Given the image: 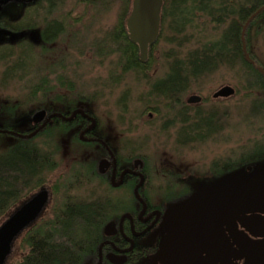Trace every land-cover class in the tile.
I'll return each mask as SVG.
<instances>
[{
	"label": "trees",
	"instance_id": "trees-1",
	"mask_svg": "<svg viewBox=\"0 0 264 264\" xmlns=\"http://www.w3.org/2000/svg\"><path fill=\"white\" fill-rule=\"evenodd\" d=\"M35 1L33 6L25 8L22 16V19L32 16V20L37 24L35 27L28 25L29 20L15 23L9 29L2 28L0 24L3 33V36L0 35V66L2 65L0 87L7 86L14 80H25L26 77L27 81L30 79L33 81L26 84L27 93L23 94L22 99L0 98V115L3 113L2 117H6L2 123L0 121V135L4 136L0 137V219H5L14 208L40 187H47L46 178L58 164L54 160L57 148H54L52 140L59 133L69 132L73 126L85 127L88 123L80 113H77L76 119L69 122L55 117L52 124H47L32 137L5 132L10 130L27 134L31 131L20 129L13 123L19 112H37L45 109L42 106L36 108L32 101L47 98L49 95L59 104V107L50 109L49 113L71 115L79 107L84 111L91 109L87 100L92 102V99L88 95H82L81 89H76L66 79L63 71L66 56L64 52L58 50L60 43L57 44V41L63 42L67 33L62 16L69 12L55 15L62 0ZM84 1L96 2L97 5L110 2V0ZM120 2L123 8L116 28L105 33L94 43L95 54L103 57L117 53L119 57L117 65L121 67L120 73L115 75L114 70L111 71L112 84L120 83L122 75L129 71L148 79L145 69L151 62L150 58L145 62L139 60L137 45L131 43L125 33V19L130 12L131 0ZM263 5L264 0L163 1L159 37L150 51L162 40L171 44L172 48L164 53L167 64L165 76L150 84L147 95L164 99L168 108H171L172 104H181L182 116L176 117L181 126L180 143L200 142L219 131V126L214 123L216 119L213 114L205 115V112L197 109L193 111V116H190L192 113L190 106L181 102L182 95L193 82L215 72L221 66L238 65L243 72L246 88L259 89L260 86H264V78L249 64L251 61L244 53L241 38L243 24ZM82 14L78 13L76 16L80 19ZM71 16L68 14L69 19ZM200 17L211 22L215 29L222 30L219 37L208 40L203 35L204 29H198L201 27L197 22ZM165 30L170 31L171 35H165ZM73 36L71 40H78L75 38L77 35ZM257 37L264 42V8L247 23L243 34L249 57L254 62L264 65V61L255 55L251 47ZM60 48L65 49V45ZM83 48L80 47L81 50ZM55 52L60 54L57 58L59 60L50 64L41 63L40 58L48 54L54 57ZM126 99L127 91L120 95L118 105L125 107ZM4 100H8L6 106ZM150 110L156 114L159 112L155 107H151ZM38 136L42 138V143L34 141ZM75 140L84 144L78 136ZM130 156L133 158L141 155L130 149ZM79 176L78 173L75 174L72 181L77 182ZM62 186L64 191L72 188L70 182L65 186L60 180L53 186L50 185L49 190L52 194L50 203H53L51 209H44L37 220L28 226L22 235L20 234L23 236L24 245L22 256L14 262L6 261L4 264H81L83 258L90 254L96 240L101 238L103 226L108 222V202L101 198L80 199L67 193L57 202L56 194ZM46 211H49L47 217Z\"/></svg>",
	"mask_w": 264,
	"mask_h": 264
},
{
	"label": "rangeland",
	"instance_id": "rangeland-1",
	"mask_svg": "<svg viewBox=\"0 0 264 264\" xmlns=\"http://www.w3.org/2000/svg\"><path fill=\"white\" fill-rule=\"evenodd\" d=\"M59 6L60 9L55 15L69 12L62 14L67 30L64 35L65 40L57 41V44L60 43L58 50L64 52L66 56L63 71L66 79L76 89H81L82 95H88L92 99V102L87 100L91 108L87 111L97 121L95 129L97 135L107 138L117 153L122 150L121 148L126 149L124 150L126 153H130V149L140 153L148 164L152 184L158 183L156 177L161 172L177 175L171 178L173 190L178 195L186 193L176 201L207 207L212 214L225 221L232 231L234 242L244 249L246 253L244 264H264V239H250L232 220L234 215L242 211L264 212V159L250 163L249 171L237 163L243 154L249 155L255 152L259 155L264 152V111L261 109L264 107V93L259 92L258 88L245 87L243 72L238 65L221 66L215 72L193 82L181 97L183 103L190 104L192 110L190 116H193V111L197 109L205 114L211 112L221 127H218V132L200 142L180 143L181 126L176 117L182 116L181 104H172L171 108H168L164 99L147 95L150 84L166 74L167 64L164 53L172 48L171 44L162 40L150 51L148 59L150 58L151 62L145 69L148 79H143L139 74L129 71L122 75L120 83L112 84L111 71L114 70L115 75L120 73L121 67L117 65L119 57L117 53L103 57L95 54L94 43L105 33L112 32L116 28L123 8L120 0H110L109 3L100 5L96 2L85 3L84 0H62ZM2 7L1 5L0 13ZM7 8L8 6L5 7ZM78 13H83L82 16L80 15L82 18L76 16ZM68 14L72 15L70 19ZM197 22L201 27L196 28L204 29L203 35L208 40L219 37L222 30L215 29L211 22L204 20V17L198 18ZM2 34L0 30V35ZM73 34L77 35L75 38L78 40L70 39L74 37ZM165 35H171L170 31L165 30ZM64 45L65 49H61L60 47ZM191 45L193 44H189ZM81 46L82 48L84 46L82 50ZM251 47L255 55L264 61V42L257 37ZM56 53H53L54 57L48 54L40 58L41 63L50 64L59 60L57 58L60 54L57 53V56ZM27 79L28 77L25 80H14L7 86L0 87V98L22 99L23 94L27 93L26 84L33 82L32 79L31 81ZM224 85H230L235 89L233 95L227 99H212V94ZM125 91H127L126 105L119 106L117 101ZM194 94L201 96V101L187 103V98ZM39 99H34L35 101L32 99V104L37 106L36 108L44 107L48 113L50 109L59 107L58 102L53 100L51 95ZM6 101L8 100H4V106ZM4 103L2 101V104ZM151 107L159 109L158 114L150 110ZM34 113L19 112L13 123L20 129L27 130L28 123L31 124L34 120ZM220 113H223V116H220ZM2 115L3 113L0 115L1 123L6 118ZM43 122L41 120L38 124ZM89 124L91 122L88 121L87 125ZM77 129L73 126L69 132L59 133L52 140L54 148H57L54 160L58 164L57 168L47 176L46 188L49 189L57 180L63 182L65 186L70 182L72 187L66 191L62 190L64 186L60 187L61 190L59 189L56 194L57 202L65 196V193L73 194L80 199L100 198L104 193L98 180L86 177L87 174L82 167L96 163L100 154L99 148L93 144L78 143L75 140L79 134ZM0 137L4 138L3 135ZM34 141L38 144L42 143V138L38 136ZM3 142L4 140L1 141ZM125 152L120 154L126 156ZM225 162H230L233 169L225 171L221 166L226 164ZM214 164L216 166L213 167ZM214 169L220 172L214 173ZM77 173L80 176L78 181L74 182L72 180ZM107 191L110 197L121 195L118 190L107 189ZM51 195L50 193L45 210H50L53 205L52 202L50 203ZM48 213L49 211L45 217ZM3 220L0 219V223ZM21 235L13 242L6 261L14 262L22 256L24 245Z\"/></svg>",
	"mask_w": 264,
	"mask_h": 264
},
{
	"label": "flooded vegetation",
	"instance_id": "flooded-vegetation-1",
	"mask_svg": "<svg viewBox=\"0 0 264 264\" xmlns=\"http://www.w3.org/2000/svg\"><path fill=\"white\" fill-rule=\"evenodd\" d=\"M35 3V0H0V6H3L1 9L2 12L0 13L1 27L9 29L14 26L13 24L23 20H29L27 22L28 25L30 27H35L37 24L35 20H32V16L28 19H22L25 8L31 7ZM7 6L8 8L5 9ZM249 64L264 78L263 64L257 62H249ZM258 91L264 93V86H260ZM213 94L212 99H227L229 97H213ZM181 102L183 103V101ZM79 108L83 110L82 107ZM42 110L45 111V113L40 120H33L31 124L28 123L27 130L31 131L27 134H30L37 129V132H39L47 124H52L55 117L69 122L75 120L77 116L76 113L72 119L68 120L73 113L71 115H64L60 112L48 113L46 110ZM262 110L264 111V109ZM83 112L85 116L80 112L78 113H80L86 121L91 122L88 119V116L92 117V115L90 116L87 111L83 110ZM35 114L36 112L34 113V119ZM206 114L212 115L211 112ZM253 114L257 113L253 112ZM50 115L53 116L50 117ZM220 116H223V113H220ZM41 120L44 122L42 124H38ZM94 121V126L91 129L89 128L91 124L85 127H78L77 129L79 131L78 139L84 144H93L99 148L100 152L96 163L82 167L84 168L83 171L85 174H87L86 177L98 180L100 185L103 187L102 189L104 193L100 198L105 199L108 202L109 217L107 219L108 222L103 226L101 238L96 240L90 254L83 258L81 264H180V256L175 254L169 255L165 247L160 248L162 238L165 235H169L174 232L173 225L167 223V218L165 216L167 209L174 204L184 202L176 200L182 197L186 192L181 193L182 196L180 194H176L177 192L173 190V184L170 183L171 178L177 177V175L173 176L171 173L163 174L161 172V174L156 177L158 183L152 184L146 160L141 156L131 158L130 153H126L124 151L126 149L124 148H121L122 150H119L117 153V150L112 147L107 138L97 135L95 132L97 126L95 118ZM215 123L221 127L219 121L217 122V119L215 120ZM121 152H125L126 156L120 154ZM244 155L246 154L240 156L237 163L241 164L242 167H245L247 171L251 170V166L249 165L250 163L264 159V152L259 155L253 152V154L243 157ZM103 159L107 160V163H105L102 170H99V162ZM138 159L140 162L136 163V160ZM225 163L226 164L221 165L222 168H225V171L233 169V167L230 166V162ZM214 166H216V164H214L213 167ZM223 170H221V172ZM213 172L216 173L220 171L214 169ZM107 189L118 190L121 192V195L110 197L108 196ZM199 206H202L210 214V216L221 221L220 218L212 214L207 207H204L203 205ZM224 228L230 235L233 244L239 247L232 238L231 229L227 225H224ZM238 229L250 239H264L251 237L244 230L240 228ZM224 247L225 244L221 243L218 245L217 249L222 252ZM212 249V246L207 247L205 251L199 255V257H193L191 260L194 264H220L217 254H215L214 258H212ZM159 250L162 251L160 255H158ZM218 250L216 251L219 252ZM245 258L240 261V264H244Z\"/></svg>",
	"mask_w": 264,
	"mask_h": 264
},
{
	"label": "water",
	"instance_id": "water-1",
	"mask_svg": "<svg viewBox=\"0 0 264 264\" xmlns=\"http://www.w3.org/2000/svg\"><path fill=\"white\" fill-rule=\"evenodd\" d=\"M163 1L131 0L130 12L125 19V30L128 40L137 45L138 58L141 62L147 61L150 49L159 37ZM263 8L264 5L258 8L242 27L243 50L247 59L253 63H255L254 60L249 57L246 51L243 34L247 23ZM233 93L234 89L232 86L224 85L213 94V97L230 96ZM201 99V96L194 94L189 96L186 102L197 103ZM78 112L85 116L83 110L78 108L68 120L72 119ZM44 113L45 111L43 110L37 112L34 120H40ZM53 115H50V117ZM88 119L91 121L89 126L91 129L95 121L94 118L89 116ZM37 130L27 135L13 131L11 133L18 136L31 137ZM139 162V159L136 160V163ZM105 163H107V160L104 159L99 162V170H102ZM49 198V189L40 187L14 208L0 223V264L6 262L15 239L41 215ZM165 216L167 223L173 225L174 232L162 238L160 248L165 247L169 255L180 256V264H194L191 259L199 257L209 246L213 248L211 251L212 258L217 254L220 264H240V261L246 257L245 251L241 247L235 246L231 241L230 235L224 228V225L226 226L225 221L223 219L219 221L210 216L202 206L185 202L177 203L167 209ZM232 220L238 228L244 230L249 236L264 238V212L256 210L242 211L234 215ZM221 243L225 244L223 253L217 249ZM161 253L162 251L159 250L158 255Z\"/></svg>",
	"mask_w": 264,
	"mask_h": 264
},
{
	"label": "bare ground",
	"instance_id": "bare-ground-1",
	"mask_svg": "<svg viewBox=\"0 0 264 264\" xmlns=\"http://www.w3.org/2000/svg\"><path fill=\"white\" fill-rule=\"evenodd\" d=\"M5 132L11 133V131H5ZM11 134H13V133H11Z\"/></svg>",
	"mask_w": 264,
	"mask_h": 264
}]
</instances>
